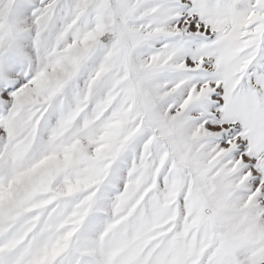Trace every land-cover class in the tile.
Listing matches in <instances>:
<instances>
[{"label":"snow or ice","instance_id":"6c2138e0","mask_svg":"<svg viewBox=\"0 0 264 264\" xmlns=\"http://www.w3.org/2000/svg\"><path fill=\"white\" fill-rule=\"evenodd\" d=\"M0 264H264V0H0Z\"/></svg>","mask_w":264,"mask_h":264}]
</instances>
